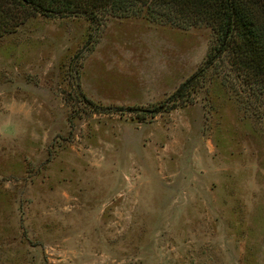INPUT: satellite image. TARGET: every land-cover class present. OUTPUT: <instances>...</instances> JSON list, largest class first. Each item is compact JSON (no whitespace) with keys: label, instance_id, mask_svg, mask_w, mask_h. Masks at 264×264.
<instances>
[{"label":"rangeland","instance_id":"1","mask_svg":"<svg viewBox=\"0 0 264 264\" xmlns=\"http://www.w3.org/2000/svg\"><path fill=\"white\" fill-rule=\"evenodd\" d=\"M145 16L0 37V264H264V93Z\"/></svg>","mask_w":264,"mask_h":264},{"label":"trees","instance_id":"2","mask_svg":"<svg viewBox=\"0 0 264 264\" xmlns=\"http://www.w3.org/2000/svg\"><path fill=\"white\" fill-rule=\"evenodd\" d=\"M138 14L182 28L201 23L211 27L214 41L207 63L228 55L247 84L264 93V0H0V37L36 15L76 16L100 23L108 17ZM199 74L182 83L171 97L180 96Z\"/></svg>","mask_w":264,"mask_h":264}]
</instances>
